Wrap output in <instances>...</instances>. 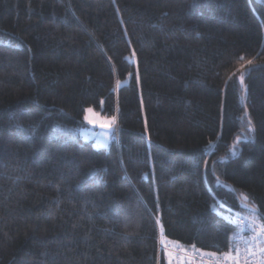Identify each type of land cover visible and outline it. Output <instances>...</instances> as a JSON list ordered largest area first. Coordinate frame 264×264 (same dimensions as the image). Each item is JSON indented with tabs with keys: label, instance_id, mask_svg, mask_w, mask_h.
Wrapping results in <instances>:
<instances>
[{
	"label": "trees",
	"instance_id": "obj_1",
	"mask_svg": "<svg viewBox=\"0 0 264 264\" xmlns=\"http://www.w3.org/2000/svg\"><path fill=\"white\" fill-rule=\"evenodd\" d=\"M219 210L264 217V0H0V264L220 253Z\"/></svg>",
	"mask_w": 264,
	"mask_h": 264
},
{
	"label": "snow or ice",
	"instance_id": "obj_2",
	"mask_svg": "<svg viewBox=\"0 0 264 264\" xmlns=\"http://www.w3.org/2000/svg\"><path fill=\"white\" fill-rule=\"evenodd\" d=\"M251 64V61L248 62ZM242 82V80H241ZM88 112H92V109H87ZM87 119V117H85ZM91 122V121H89ZM114 122V118L113 121ZM111 123V122H110ZM249 132L252 131L251 121H248ZM247 200V197H245ZM255 212V209H250ZM257 217L264 221V217H260L259 213H256ZM251 227L249 231L253 233L250 238L240 241H230L227 245L228 250L220 253L217 252H203L202 250H196V254L214 259L215 264H264V222L259 225L255 221L250 222ZM178 251L186 253V248H180L179 242H177ZM195 248V245L192 246ZM166 249V245H165ZM168 264H173V260H177L178 264H190V258L185 256H177L175 253L168 252Z\"/></svg>",
	"mask_w": 264,
	"mask_h": 264
},
{
	"label": "rangeland",
	"instance_id": "obj_3",
	"mask_svg": "<svg viewBox=\"0 0 264 264\" xmlns=\"http://www.w3.org/2000/svg\"><path fill=\"white\" fill-rule=\"evenodd\" d=\"M102 106L104 107V101H102ZM92 112L86 110L84 116L85 124L76 129V132L87 141H92L96 148H110L114 141L118 140V128L117 120L114 116H108L102 112V110L95 107H89ZM87 108V109H89ZM87 117V119L85 118ZM114 118V122L113 121ZM91 121V122H89ZM111 122V123H110ZM242 137H239L241 139ZM236 150V148H234ZM227 219L238 224V229L234 233V239L240 236V234L246 229V226L242 225L238 219L239 214H243L249 218L258 219L257 215L246 210L238 211L235 214L230 212H224L219 210ZM160 233L162 241L164 244L170 242V240L165 236L163 227L160 228Z\"/></svg>",
	"mask_w": 264,
	"mask_h": 264
},
{
	"label": "built area",
	"instance_id": "obj_4",
	"mask_svg": "<svg viewBox=\"0 0 264 264\" xmlns=\"http://www.w3.org/2000/svg\"><path fill=\"white\" fill-rule=\"evenodd\" d=\"M238 219L242 225L246 226V232L242 234L237 240L241 242V246H242V242L250 238L251 235H253V233L249 231V228L252 226L250 222L255 221L257 225H259L261 222L256 219L249 218L243 214H239ZM165 245H166V249H165ZM179 247L186 248L187 252L186 253L179 252L178 245L174 241H170L167 244H164L162 241V237L160 236L159 244H158L159 258L161 259V257L167 256L168 252H171V253H175L177 256H185L186 259L190 258V264H215L214 259H209L207 257L196 254V250H200V249L188 248L181 244H179ZM202 251L205 253L208 252L204 250ZM173 264H178V261L173 260Z\"/></svg>",
	"mask_w": 264,
	"mask_h": 264
}]
</instances>
